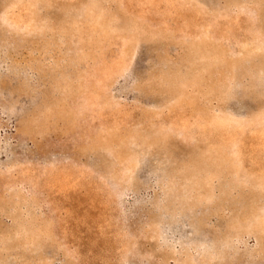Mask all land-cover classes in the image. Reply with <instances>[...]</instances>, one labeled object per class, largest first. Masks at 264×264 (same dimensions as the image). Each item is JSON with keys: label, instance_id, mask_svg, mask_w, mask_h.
<instances>
[{"label": "rangeland", "instance_id": "rangeland-1", "mask_svg": "<svg viewBox=\"0 0 264 264\" xmlns=\"http://www.w3.org/2000/svg\"><path fill=\"white\" fill-rule=\"evenodd\" d=\"M0 264H264V0H0Z\"/></svg>", "mask_w": 264, "mask_h": 264}]
</instances>
